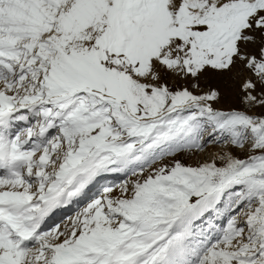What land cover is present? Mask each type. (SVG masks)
<instances>
[{
    "label": "snow or ice",
    "instance_id": "snow-or-ice-1",
    "mask_svg": "<svg viewBox=\"0 0 264 264\" xmlns=\"http://www.w3.org/2000/svg\"><path fill=\"white\" fill-rule=\"evenodd\" d=\"M0 264H264V0H0Z\"/></svg>",
    "mask_w": 264,
    "mask_h": 264
}]
</instances>
